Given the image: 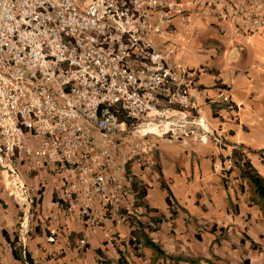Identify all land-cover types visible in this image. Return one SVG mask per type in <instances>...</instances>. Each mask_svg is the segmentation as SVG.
<instances>
[{
	"label": "built area",
	"instance_id": "2783aa9c",
	"mask_svg": "<svg viewBox=\"0 0 264 264\" xmlns=\"http://www.w3.org/2000/svg\"><path fill=\"white\" fill-rule=\"evenodd\" d=\"M207 27L246 46L264 37V0H0V189L18 247L47 177L50 206L93 234L136 218L126 166L152 164V138L224 146L189 115L193 73L172 61ZM52 220L41 219L50 245Z\"/></svg>",
	"mask_w": 264,
	"mask_h": 264
},
{
	"label": "crops",
	"instance_id": "0c3cea01",
	"mask_svg": "<svg viewBox=\"0 0 264 264\" xmlns=\"http://www.w3.org/2000/svg\"><path fill=\"white\" fill-rule=\"evenodd\" d=\"M207 30L197 29L195 41L172 61L193 73L189 82L192 105L189 115L201 114L221 136L224 146L218 148L209 141L200 143L192 138H152V164L131 161L126 166L127 202L133 205L135 194L131 181L144 188L140 204L134 207L135 219L152 228V231L144 230L147 238L168 255L178 258V264H211L207 260L208 250L217 255L230 253L226 249L231 250L228 245L232 244V235L237 236V232L248 228L249 219L259 231L257 236L248 238L251 248L258 250L264 243L261 210L252 198L250 185L239 177L228 158L231 149L242 146L252 168L264 178V68L255 63L260 57L255 51L264 48L261 41L264 37H254L246 45L253 54L248 65L230 68L218 65L212 53L207 57L196 54L197 58L191 54L204 45L199 35ZM220 93L229 98V103L220 102ZM47 182L38 203L40 215L41 219L49 214L55 216L49 223L59 229V234L57 243L50 245L46 242V231L37 228L23 249L33 264H75L76 257L82 253L94 259L93 264H117V251L127 264H161L162 261L173 264L156 256L142 242L129 245L127 241L134 225L114 226L103 222L93 234L88 233L86 228L50 206V177ZM165 189L171 195L170 208L165 203ZM16 222L17 209L0 189V264H23L13 259L10 245L2 235L4 232L12 240ZM220 233L225 234V239L219 240ZM82 238L83 251L78 247ZM238 246L245 248L247 241H239ZM96 251L104 261L97 257ZM186 258L193 261L188 263Z\"/></svg>",
	"mask_w": 264,
	"mask_h": 264
},
{
	"label": "rangeland",
	"instance_id": "374dc122",
	"mask_svg": "<svg viewBox=\"0 0 264 264\" xmlns=\"http://www.w3.org/2000/svg\"><path fill=\"white\" fill-rule=\"evenodd\" d=\"M206 29L209 30L202 33V35H199V38L200 37L202 38L204 45L198 46L196 49L192 50L191 52L193 56H196L195 58L198 57L196 54L207 57L209 56L208 55L209 53H212L218 65H226L230 68L233 67L239 68L240 66L248 65L250 63L253 55L250 49L247 48V46L245 45L239 46L234 41H232L226 28L207 27ZM258 37L261 38V36ZM261 41L264 45V41L263 40ZM255 52L258 56H260L255 60V63L259 64L262 68H264V48L261 47L259 48V50H256ZM258 52H260V54ZM42 205H44L43 199H42ZM260 216L263 220V226H264L263 211L260 212ZM249 220L247 221L249 225L248 228L244 229L243 231L237 232L238 233L237 236L235 234L232 235L231 237L233 239L232 244L229 243L228 245L230 246L231 250L229 249V247H227L226 249V251H230V253L226 252L225 255L220 254L222 255L220 256L210 252V250L207 251V260H209L211 264H264V243H261V245L258 246V250H254L251 248L252 243L249 241L248 238L249 236H257L256 233L259 231H257L258 228L256 226L250 224ZM34 227L38 228L39 230L45 231V225H43L42 221H37ZM31 234L34 235V232H32ZM219 236H221L219 240L225 239L224 233L223 234L220 233ZM239 241L240 242L247 241L248 246H245V248H243V246H238ZM84 247L85 245L79 249L83 251ZM86 257L87 255L83 253L78 255L76 257L77 259L75 264H84L85 261L88 262V264L94 263L93 261L94 259H90V257L87 258ZM161 264H165V262L162 261Z\"/></svg>",
	"mask_w": 264,
	"mask_h": 264
},
{
	"label": "trees",
	"instance_id": "16d2710c",
	"mask_svg": "<svg viewBox=\"0 0 264 264\" xmlns=\"http://www.w3.org/2000/svg\"><path fill=\"white\" fill-rule=\"evenodd\" d=\"M215 84L219 86L218 81L215 79ZM226 109L230 110L231 108L226 106ZM122 117L118 116V120L122 121ZM230 164L235 167L238 171V175L241 179H245V181L250 185V191L252 198L256 202V205L259 207L261 211L264 212V178L256 173V171L252 168L249 160L246 158L242 146H238L237 148H233L230 150L229 155ZM127 170V168H126ZM132 180V179H131ZM132 192L134 195L133 207H137L140 204V199L144 196V188L142 186H136L135 182L131 181ZM167 196L165 198V203L168 208L171 207V195L167 189ZM127 224L129 226L134 225V229L130 232V237L127 241L129 245L137 244L142 242V244L149 248L151 251L155 253L156 256L161 257L163 259H168L173 262V264H178V258L168 255L163 250H161L155 243L150 241L147 238L145 233V229L148 231H152V228L149 226L143 225L140 221H137L134 217H128ZM33 232H37V228H34ZM5 240L8 241L11 248V255L13 259L19 263L23 264H33L30 255L26 252V250H22L15 243V238L9 240L8 236L3 232L2 233ZM32 236V234H31ZM30 236V237H31ZM95 254L97 257H101L104 261L105 259L100 254V252L96 251ZM117 264H127L123 255L120 251H117ZM188 263H191L193 260L190 258H186Z\"/></svg>",
	"mask_w": 264,
	"mask_h": 264
}]
</instances>
